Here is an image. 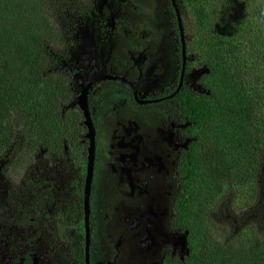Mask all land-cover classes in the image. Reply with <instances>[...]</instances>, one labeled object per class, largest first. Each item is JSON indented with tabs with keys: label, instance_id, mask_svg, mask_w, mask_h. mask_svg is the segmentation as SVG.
I'll list each match as a JSON object with an SVG mask.
<instances>
[{
	"label": "trees",
	"instance_id": "trees-1",
	"mask_svg": "<svg viewBox=\"0 0 264 264\" xmlns=\"http://www.w3.org/2000/svg\"><path fill=\"white\" fill-rule=\"evenodd\" d=\"M176 3L198 30L186 55L195 51L201 72L199 90L184 82L175 92L176 81L161 102L188 140L175 165L168 221L184 235L186 252L166 251L161 264H264L262 236L246 215L264 163V0ZM94 11L95 0H0V160L9 173L29 170L40 151L85 159L83 116L65 59L75 23ZM189 25L184 18L186 34ZM218 203L225 218L249 228L220 239L211 220ZM68 214L70 231L74 215Z\"/></svg>",
	"mask_w": 264,
	"mask_h": 264
},
{
	"label": "rangeland",
	"instance_id": "rangeland-1",
	"mask_svg": "<svg viewBox=\"0 0 264 264\" xmlns=\"http://www.w3.org/2000/svg\"><path fill=\"white\" fill-rule=\"evenodd\" d=\"M172 16L168 0H95L94 13L75 23L73 45L65 59L66 63L73 65L71 78L75 95L80 93L89 78L99 74L124 77L133 84L140 98L170 92L177 81L181 63L179 34ZM184 18L190 20V34L184 33L185 40L196 42L198 30L193 26L188 11L181 13L182 21ZM194 54L195 51H191L186 55L187 64L189 62L191 66L184 82L199 90L196 80L201 70L193 63ZM121 88L123 85L118 82L99 81L88 95L91 116L95 122L97 117L98 126L101 123L89 196L90 263L160 264L165 246H173L179 255L182 248L181 238L174 246L178 234L168 226L176 185L173 168H170L171 165L167 167V160L172 158L167 155L173 146L177 148L179 145L178 132L176 127L167 130L166 119H163L165 115L160 110H133L137 101L130 103L120 94L124 90ZM161 99L165 97L161 96ZM162 128L164 136L160 132ZM135 135L141 137L137 143L138 151H141L147 169L128 189L131 198L123 199L115 189L116 177L119 174L120 178L124 177L130 172L131 165L124 163L120 155L129 149ZM157 156L162 171L152 165ZM172 156L174 166L178 156L176 153ZM69 163L63 165L51 159L45 161V157L44 160L36 157L31 170L9 173L6 161L0 160V241L3 244L6 241V246L15 244L16 236L23 233L34 235L40 232L38 224L19 229L6 213L10 206L9 195L19 194L26 199L24 190H17L24 188L23 182L30 177L42 185L43 182L54 184L51 191L53 202H64L70 206L76 204L82 173L78 175L79 168L72 158ZM259 172L253 199L255 206H247L246 215L255 236H262L261 241L264 242V163ZM35 195L41 201V208L35 215L40 216V211L44 210L49 214L50 202H44L43 193L36 192ZM218 204L220 206L211 210V220L214 219V230L223 239L225 235L241 229L243 224L234 225V221L225 218L224 206ZM242 214L245 213H239V216ZM249 226L246 224L242 228L244 230ZM77 237V234L71 235L70 248L74 247ZM27 245L17 242L18 249ZM182 252H186L185 245ZM13 253L15 255L16 250ZM70 253L74 251L70 250ZM11 262L0 249V264ZM53 264L60 262L54 258Z\"/></svg>",
	"mask_w": 264,
	"mask_h": 264
},
{
	"label": "flooded vegetation",
	"instance_id": "flooded-vegetation-1",
	"mask_svg": "<svg viewBox=\"0 0 264 264\" xmlns=\"http://www.w3.org/2000/svg\"><path fill=\"white\" fill-rule=\"evenodd\" d=\"M70 66H71L70 70L73 71V65L70 64ZM179 73H180V69H179ZM179 73L177 77V84L179 80ZM105 80H100V81H105ZM108 80L122 84L123 88L121 89H124V90L123 92L120 91V94L124 98L129 100L130 103L131 102L135 103L136 100L134 99L133 92L130 90V87H128L127 84L119 80H111V79H108ZM98 82L92 85L89 92L93 91V89L96 87ZM136 94L139 99L146 101V102L142 104L137 103L136 104L137 107L133 110L143 111L141 109H144V108H149L150 110L152 109L160 110L165 115L163 119H166L165 125L168 128L167 130L169 131L170 127L177 128V132H178L177 142L179 145L177 148L173 146L170 149V153L167 156H170L172 159H173L172 154L174 155V153H176V156H179L181 149L186 147L188 140L182 137V134L180 131L184 125L177 123L175 119H173L170 115H168L165 111H163L162 107H160L161 102H162L161 96H163L162 92L149 94L145 98H140L137 90H136ZM170 95H168L167 98L170 97ZM88 101L89 100L87 98V105H88ZM138 107H143V108L138 109ZM88 109H89V106H88ZM89 113L91 116V113H92L91 109H89ZM91 119L93 122L94 131H95V147H96V139L98 137V128L101 127V123L98 126L97 117H96V122L93 120L92 116H91ZM83 121H84V117H83ZM83 121H82V125L85 129L84 138L86 139L85 134L87 133V128L84 125ZM160 132L164 136V128H162ZM138 139H141V137L135 135V139L132 141L129 149L124 150L123 152L122 150H120V152H122L120 155V159L122 161H125L124 163H128L129 165H131L129 173H127L124 177H121V178H120V174H119V177H116L117 184L115 186V189H116L117 194L123 199L131 198L128 189H131L130 186L134 185L135 180L138 179L140 176H142L147 169V165L144 164L145 160L142 157L141 151H138V148H139L137 144L139 141ZM88 146H89V143L87 140L86 156L84 160L81 157H78V160L76 161L75 157L71 155L70 156L68 155L69 157L64 155L59 159H54L52 157L45 156V153L43 151H40L38 154H35V158H34L35 161H36V157L37 159L39 158L40 160L42 159L44 160V157H45V161L47 159H51L56 162H61L63 165L70 164L69 163L70 158H72L74 162L77 163V166L79 168L78 175L82 173V181L80 183V196H79V200L76 201V204L74 206H70L68 204H65L64 202L55 203L51 200L53 196L51 191L53 190L54 184L52 182H49V183L43 182L44 185H42L41 183H38L33 179L31 180V177L29 178V180L23 182V186L25 189L23 187H20L17 190V191L24 190L25 194L23 196H26V199H22L19 194L12 195V197L9 195L8 197H10L9 199L10 206L7 208V212H6L9 216L7 215L6 216L14 219V222L17 226H19V229H23L27 226L33 227L35 224H38L39 229H40V232L38 234L33 233L34 235H26L25 233L22 232L23 233L22 235L16 236L15 241L21 244H28L24 248L18 249L17 242H15V244L13 242L10 245L6 246L5 243L8 241H6L4 244L2 243V241H0V249L5 253L6 257L11 259L12 262L10 264H53L54 258H56L58 262H60V264H68V263L77 264V262L79 264H85L86 232H85V212H84V207H83V201H84V183H85V177H86ZM103 158L100 160V162H102ZM172 159L167 160V167L171 165L170 168L171 169L173 168V178L175 181L174 172H175V165H176L177 160L175 162V165L173 166ZM94 160H95V157H94ZM33 162H32V166H33ZM42 163L45 164V162H42ZM152 165L159 171H162V164L160 163L159 156L154 158ZM175 185H176V181H175ZM176 189H177V186H176ZM36 192H40L44 194L43 196L44 202L45 201L50 202V207H48V211L50 212L49 214L47 213V210H44V212L40 211L41 213L40 216L35 215V212L41 208V201L36 198V195H35ZM175 192H174V195H175ZM68 213H70V215H74L72 218L70 217L71 221L74 222V227L71 228L70 231L68 230L69 226L67 223V219H69ZM61 215L64 219V225L61 223ZM89 218H90V212H89ZM89 218H88L89 236H88L87 246H88V262L89 264H91L90 263ZM73 234H77L79 238L77 237L74 247L70 248L69 241H70L71 235ZM174 246H177V245L175 244ZM15 250H16V254L14 255L13 251ZM70 250H73L74 253H70ZM166 251H169L172 254L179 255V253L173 250V246H165L164 253ZM96 263L101 264L104 262H96ZM113 264H116V263H113Z\"/></svg>",
	"mask_w": 264,
	"mask_h": 264
},
{
	"label": "water",
	"instance_id": "water-1",
	"mask_svg": "<svg viewBox=\"0 0 264 264\" xmlns=\"http://www.w3.org/2000/svg\"><path fill=\"white\" fill-rule=\"evenodd\" d=\"M169 2L175 14L178 33H179V41H180L181 67H180L178 84L175 90V92H177L179 88L182 86L184 82V77H185L186 41H185V35H184L183 27H182L181 15H180V11L177 6L176 0H169ZM105 79L122 81L123 83L127 84L128 87H130V90L133 92L134 99L137 101V103L142 104L146 102L138 98L136 94V89L134 88L133 84L130 81H127L126 79L122 77H113L111 75H100V74L89 78L84 84V86L82 87L80 93L75 97V104L82 111V114L84 117L83 123L87 128V133L85 134V137L89 143L88 151H87V165H86V177H85V183H84V201H83V207H84V212H85V232H86L85 264H89L88 246H87L88 236H89V230H88L89 196H90V188H91L92 174H93V169H94V157H95V131H94L93 122H92L89 109H88V105H87V98H88L89 90L91 89L92 85L100 80H105ZM174 233L176 234L177 232H174ZM179 238L182 239V248L180 250V253L182 254L183 253L182 250L185 245V239H184L183 234H178V236H175L174 245L178 244ZM101 264H105V263H101ZM116 264H124V263H116Z\"/></svg>",
	"mask_w": 264,
	"mask_h": 264
},
{
	"label": "clouds",
	"instance_id": "clouds-1",
	"mask_svg": "<svg viewBox=\"0 0 264 264\" xmlns=\"http://www.w3.org/2000/svg\"><path fill=\"white\" fill-rule=\"evenodd\" d=\"M186 41V40H185ZM187 59V58H186ZM180 65H181V63H180ZM186 65H187V61H186ZM185 75H186V67H185ZM185 78V77H184ZM184 83V82H183ZM183 85V84H182ZM173 231V230H172ZM176 232V231H175ZM178 233V232H177ZM178 234H180V233H178ZM184 253H180V255H183Z\"/></svg>",
	"mask_w": 264,
	"mask_h": 264
}]
</instances>
